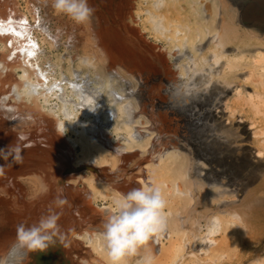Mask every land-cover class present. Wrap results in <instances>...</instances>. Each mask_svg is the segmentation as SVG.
Here are the masks:
<instances>
[{"label":"bare ground","instance_id":"obj_1","mask_svg":"<svg viewBox=\"0 0 264 264\" xmlns=\"http://www.w3.org/2000/svg\"><path fill=\"white\" fill-rule=\"evenodd\" d=\"M89 4L77 24L0 0V253L62 188L60 233L26 264H110L114 201L155 184L151 264H264V0Z\"/></svg>","mask_w":264,"mask_h":264},{"label":"clouds","instance_id":"obj_2","mask_svg":"<svg viewBox=\"0 0 264 264\" xmlns=\"http://www.w3.org/2000/svg\"><path fill=\"white\" fill-rule=\"evenodd\" d=\"M51 5L57 14L77 24L90 23L95 11L89 0H51ZM66 205L69 201L63 189H57L47 213L31 224L17 225L15 237L0 253V264H26L29 254L43 252L53 244L60 233L58 222ZM113 207L114 212L106 217L99 233L110 264H126L128 257L141 252L139 264H151L148 242L165 231L168 223L161 189L155 184L133 188L120 193Z\"/></svg>","mask_w":264,"mask_h":264},{"label":"rangeland","instance_id":"obj_3","mask_svg":"<svg viewBox=\"0 0 264 264\" xmlns=\"http://www.w3.org/2000/svg\"><path fill=\"white\" fill-rule=\"evenodd\" d=\"M114 1V3H117V2H119V0H113ZM54 18L52 19V22L50 23V25L54 28V30H55V27H56V29H57V27L58 28H61V29H65V27L64 26H62V23L57 19V17H55V16H53ZM56 18V19H55ZM54 22V23H53ZM60 24H61V26H60ZM54 25V26H53ZM59 25V26H58ZM63 50H64V48H60V50H59V52H61V54H63ZM69 52V51H68ZM66 136H67V134H66ZM83 187L85 188V190L86 191H88L89 189L88 188H86L85 186H82V189H83ZM81 189V190H82ZM84 190V191H85Z\"/></svg>","mask_w":264,"mask_h":264}]
</instances>
